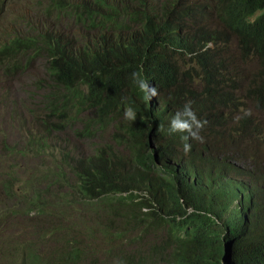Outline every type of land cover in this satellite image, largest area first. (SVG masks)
I'll return each mask as SVG.
<instances>
[{
	"label": "trees",
	"instance_id": "trees-1",
	"mask_svg": "<svg viewBox=\"0 0 264 264\" xmlns=\"http://www.w3.org/2000/svg\"><path fill=\"white\" fill-rule=\"evenodd\" d=\"M0 131V264H264V0H0Z\"/></svg>",
	"mask_w": 264,
	"mask_h": 264
},
{
	"label": "clouds",
	"instance_id": "clouds-1",
	"mask_svg": "<svg viewBox=\"0 0 264 264\" xmlns=\"http://www.w3.org/2000/svg\"><path fill=\"white\" fill-rule=\"evenodd\" d=\"M132 79L134 83L137 85L138 89L144 93H146L151 99L159 98V86L155 84V86H151L145 79L141 78V74L139 72L132 73ZM125 118L128 120H135L136 114L135 111L131 107H127L125 110ZM208 123L206 119H200L197 117L196 113L192 109V101H187L182 110H178L175 115L171 118L169 122L168 131L169 133H187V135L183 136L182 139L186 141L184 143V152L187 154L191 150V144L187 143L189 138H192L197 141H202L203 137L200 135L201 130ZM161 130H163V125H161ZM175 167L178 172H182L181 167L178 164H175ZM183 177H192L189 173V169H184ZM233 178V177H230ZM237 182H240L244 188L240 189L237 185L232 184V191L238 196V199L235 201V205H238L243 199L245 193H252L251 188L249 187L252 179L247 176H238L235 178ZM236 189L237 192L233 190ZM239 220L245 230L242 231V235L245 237H250L255 234L257 227L256 225V207L251 202L246 205L242 204L239 207ZM228 250V249H227ZM226 250V254L228 255V251ZM225 257V256H224Z\"/></svg>",
	"mask_w": 264,
	"mask_h": 264
},
{
	"label": "rangeland",
	"instance_id": "rangeland-1",
	"mask_svg": "<svg viewBox=\"0 0 264 264\" xmlns=\"http://www.w3.org/2000/svg\"><path fill=\"white\" fill-rule=\"evenodd\" d=\"M33 1L35 2V0H33ZM21 4L23 5V2H21ZM31 6H33V5L32 4L31 5H29V4L27 5L26 12H28V10L30 9ZM3 92L6 93V94H10V86H3ZM20 116H27V115H25L20 110L17 113H14V114L11 115V117L14 118V119H16V120H18L20 118ZM28 117L30 118L31 115H28ZM31 127H33V125H31ZM19 128H20V126H17V129H10L8 131V134H6L4 136V138L7 140V142H8L9 145H12L13 144L14 138L17 139L22 134V130L19 129ZM0 138H2L1 131H0ZM0 170H1V167H0ZM46 170H48V167H44L42 169L43 172H45ZM41 180H43L44 182H48L44 177H42ZM12 199H14V198H12ZM54 203L59 204L60 202L58 200V201H54ZM54 216L56 217V220H57V215H54ZM30 218L31 217H28V219H30ZM15 219H17V218H15ZM50 224H51V221H50ZM24 225H25V221L21 218L17 222V225L14 226L13 235L16 234L17 232H19L20 230H22L24 228ZM8 226L9 225H6L5 226V229L6 230H7ZM57 244H58L57 242H54L53 240H50V241L45 242V244H43V247L41 246L39 248L46 250L48 247H51L52 250H53L55 247H57ZM224 259L226 260V262H228V255H225Z\"/></svg>",
	"mask_w": 264,
	"mask_h": 264
}]
</instances>
